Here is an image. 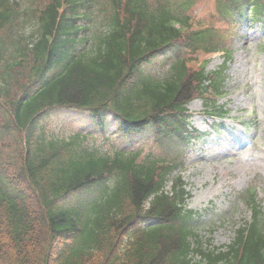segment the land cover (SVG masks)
I'll list each match as a JSON object with an SVG mask.
<instances>
[{"label": "trees", "instance_id": "trees-1", "mask_svg": "<svg viewBox=\"0 0 264 264\" xmlns=\"http://www.w3.org/2000/svg\"><path fill=\"white\" fill-rule=\"evenodd\" d=\"M41 1L30 48L25 12L0 0V264H264L255 191L243 194L251 219L212 246L194 231L179 172L183 145L198 136L186 104L221 94L225 78L223 67L207 72L188 58H229V36L250 7L264 17V0H213L204 27L189 21L200 0ZM93 5L97 26L84 44ZM175 42L186 54L167 78L141 69ZM71 106L93 110L99 125L111 111L124 134L152 126L157 150L105 151L80 131L57 137L46 117ZM208 106L217 113L214 99Z\"/></svg>", "mask_w": 264, "mask_h": 264}, {"label": "rangeland", "instance_id": "rangeland-1", "mask_svg": "<svg viewBox=\"0 0 264 264\" xmlns=\"http://www.w3.org/2000/svg\"><path fill=\"white\" fill-rule=\"evenodd\" d=\"M212 3L200 1L198 15L206 16ZM32 26L26 27V32ZM223 61L217 53L208 63L213 70ZM225 103L229 118L217 120L203 114V101L195 99L188 105L192 126L205 133L204 138L192 146L183 176L192 197L189 208L198 211L196 232L212 245L228 244L234 230L249 216L239 193L250 186L256 188L264 206V24L250 20L241 25L233 42V59L227 70ZM68 113L71 115L69 116ZM57 132L67 134L75 126L95 128L89 111L80 108H63L50 116ZM106 126L105 128H108ZM115 124H111L114 129ZM109 131H111L109 129ZM112 133V132H111ZM146 134L132 137L134 147L149 150ZM109 148V145H105Z\"/></svg>", "mask_w": 264, "mask_h": 264}]
</instances>
